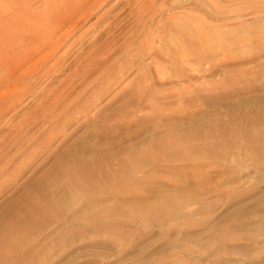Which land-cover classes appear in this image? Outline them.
<instances>
[{
    "label": "rangeland",
    "instance_id": "1",
    "mask_svg": "<svg viewBox=\"0 0 264 264\" xmlns=\"http://www.w3.org/2000/svg\"><path fill=\"white\" fill-rule=\"evenodd\" d=\"M44 1L0 0V23L46 13ZM107 1L64 65L35 58L0 87V264H264V0H199L206 16H191L214 34L205 56L195 41V68L158 78L117 68V52L83 82L87 53L128 25L127 0ZM181 1L158 3L185 17ZM69 78V99L34 121Z\"/></svg>",
    "mask_w": 264,
    "mask_h": 264
},
{
    "label": "bare ground",
    "instance_id": "2",
    "mask_svg": "<svg viewBox=\"0 0 264 264\" xmlns=\"http://www.w3.org/2000/svg\"><path fill=\"white\" fill-rule=\"evenodd\" d=\"M92 1L93 0H78L77 2L75 1V3H72V0H45L44 2L46 4V8H48L46 13L42 14L38 10L36 11L33 10L30 13L29 17L22 21H12V22L6 21L0 23V40H1V36L6 37V39H3L4 44L0 43V87L1 86L3 87L4 84L7 85L10 79L13 78L15 71H17L20 68L28 67V64L31 61H33L35 58L36 60L32 63V65H34L35 68H39L42 70L52 60H54V62L52 61L53 63L51 64L50 68H56L61 63L64 65L66 60L69 58L70 54L74 50V48L77 46L78 42L82 41L81 40L82 37L89 31V28L93 27L96 24L97 21L88 29L81 32L80 35H78L75 39L73 38L74 35L77 34L82 29L84 23L90 17L98 13L99 9H101L102 5L106 3L107 0H97L91 3ZM121 1L122 0H116L115 2L116 4H119L121 3ZM126 5L129 8L131 7L130 11L126 14V17L124 18L127 19L128 25H125L124 28H119L115 33L111 35L108 34L107 38L103 42H101V44L98 45L95 44V46H93L91 50L87 53V56L84 57V60L79 64V66L77 65L78 67L76 68H80V69L75 70L74 73L78 72L79 74L78 76L82 77L83 82L86 79H89V77L93 72L100 71L102 68L104 69L110 68L111 66L110 64H112L110 63V61L115 62L117 59H119L118 56L115 55L117 52H121L122 55L128 54V60L127 61L125 60V62L118 65L117 68H126V69L153 68V73L158 78H161L162 76L165 77L168 75V73H166L167 68H195L193 63V55H194L193 50L195 47V41L198 42L199 44L200 54L204 56L206 55L208 50L207 44L212 34H214V30L212 29L210 23L204 20V17L206 16L207 12L205 7L199 0H188V1L180 2L179 7H181L182 10L185 12V17H180V16L177 17L174 16L172 13L169 14L168 12H164L165 11L164 5L158 3V0H127ZM200 8L202 10L201 15L204 16L203 17L204 21L199 20L200 21L199 22L192 18L190 12L195 10L199 11ZM166 10L169 9L166 8ZM219 10L217 11L216 9H213L211 10V13L215 16L219 15L220 17L222 15H225L221 9ZM72 38L73 40H71ZM117 55H119V53ZM231 57L232 56L229 50H225L224 60L229 61L231 60ZM108 63L110 64L108 65ZM4 66L16 68V69L8 72L5 71L4 73H2L3 68L1 67ZM107 70L108 69H106V71ZM120 75L121 74H119V76ZM146 75L147 73H142L141 82L143 83L147 82L148 79L146 80ZM66 79L65 82H61V84L59 83L60 86L58 88L56 86L57 89L55 88L56 90L53 93H50V95L46 94L45 96L46 98H43L45 99L43 104L41 105L40 103L41 107L39 108L40 109L39 113L36 114L35 112L36 115L33 117L34 121L40 115H44V121H45L47 116H49L52 112H54L57 109V107L61 105L60 103L63 102L65 98L70 96L69 94L72 91V89H75L73 88L74 85H79L78 83H80L78 80L77 83L75 81V78H69L68 80ZM27 80L28 79H26V76L25 78L22 76L19 78V81L21 82L26 83ZM106 84L108 85L107 82ZM124 86H126V88ZM124 86H123L124 89H127V85L124 84ZM129 86H130V90L132 91L134 86L133 85L132 86L129 85ZM138 89L139 86L135 85L134 90H138ZM15 96L16 95L14 94L13 97ZM14 100L15 98H12L5 103L9 104V101H14ZM8 106L10 107V105ZM8 110L11 111V108ZM35 111L37 110L35 109ZM23 119H25V117ZM24 129L25 131L27 130L26 127L22 125L20 130L22 131ZM52 136L54 137L53 134ZM5 139L7 138L5 137ZM11 144L13 143H10V145ZM5 145L6 144L0 146L1 154L4 151V148L6 149ZM46 157L47 155L45 156V158ZM72 178H75V175ZM5 181H7V179ZM34 208L36 209V205L34 206ZM37 208L40 210L43 209L39 205H37Z\"/></svg>",
    "mask_w": 264,
    "mask_h": 264
}]
</instances>
